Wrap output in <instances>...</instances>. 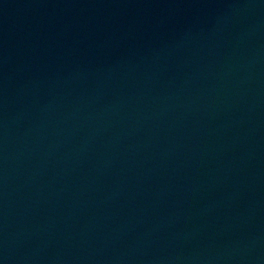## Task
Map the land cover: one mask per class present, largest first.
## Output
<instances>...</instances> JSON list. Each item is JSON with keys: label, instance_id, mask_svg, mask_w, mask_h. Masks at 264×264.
Returning a JSON list of instances; mask_svg holds the SVG:
<instances>
[{"label": "water", "instance_id": "1", "mask_svg": "<svg viewBox=\"0 0 264 264\" xmlns=\"http://www.w3.org/2000/svg\"><path fill=\"white\" fill-rule=\"evenodd\" d=\"M0 264H264V0H0Z\"/></svg>", "mask_w": 264, "mask_h": 264}]
</instances>
